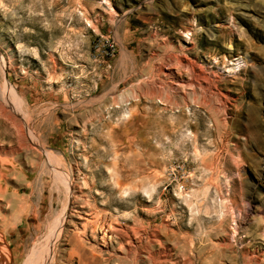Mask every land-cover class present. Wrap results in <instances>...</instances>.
<instances>
[{"label": "rangeland", "instance_id": "374dc122", "mask_svg": "<svg viewBox=\"0 0 264 264\" xmlns=\"http://www.w3.org/2000/svg\"><path fill=\"white\" fill-rule=\"evenodd\" d=\"M0 162V264H264V0H0Z\"/></svg>", "mask_w": 264, "mask_h": 264}, {"label": "bare ground", "instance_id": "6f19581e", "mask_svg": "<svg viewBox=\"0 0 264 264\" xmlns=\"http://www.w3.org/2000/svg\"><path fill=\"white\" fill-rule=\"evenodd\" d=\"M205 78V77H204ZM22 133V132H21ZM2 159V158H1ZM4 161V160H3ZM1 163V162H0ZM2 167V166H1ZM1 172V171H0ZM3 176V175H2ZM81 212V211H80ZM75 214V213H74ZM78 214V213H77ZM77 214H75V215H77ZM73 215V214H72ZM74 215V216H75ZM78 216V215H77ZM79 216H80V214H79ZM72 218V217H71ZM86 218V217H85ZM88 219V218H87ZM74 222V221H73ZM78 222V221H77ZM89 222V221H88ZM83 223H84V221H83ZM85 224H86V222H85ZM74 225V224H73ZM77 225V224H76ZM76 225H74V227L76 226ZM80 225V224H79ZM82 225V224H81ZM83 226V225H82ZM84 226H86V225H84ZM89 226V225H88ZM80 228V227H79ZM88 228V227H87ZM81 229H83V228H81ZM85 229V228H84ZM75 230V229H74ZM84 231V230H83ZM75 232V231H74ZM76 232L78 233V232H81L79 229H78V231H77V229H76ZM84 233V232H83ZM79 234V233H78ZM96 234V233H95ZM83 235V234H82ZM81 236V235H80ZM95 236V235H94ZM93 236V238L92 239H94L95 237ZM78 237H79V235H78ZM100 239H102V238H100ZM104 240V239H103ZM94 241H96V240H94ZM105 243V242H104ZM105 245V244H104Z\"/></svg>", "mask_w": 264, "mask_h": 264}]
</instances>
